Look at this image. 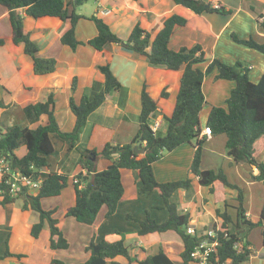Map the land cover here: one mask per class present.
I'll list each match as a JSON object with an SVG mask.
<instances>
[{"label": "crops", "instance_id": "crops-1", "mask_svg": "<svg viewBox=\"0 0 264 264\" xmlns=\"http://www.w3.org/2000/svg\"><path fill=\"white\" fill-rule=\"evenodd\" d=\"M97 1V8L93 15L102 18L115 33H118V28L124 30L125 35L119 36L123 40L127 38L136 22H139L143 29L149 31L153 38L161 28L164 18L176 13L184 16L187 23L185 26L174 27L168 45L171 49L177 50L181 46L190 47L199 43L204 50L206 61L199 62L196 66L204 70L213 57L228 64H233L237 59L246 60L249 62L248 74L252 81H257L264 70V55L262 53L239 44L231 38L233 32L240 39L252 36L257 42H264V30L259 24L264 15V0H203L210 2L215 7L223 5L226 9H231L229 14L206 11L198 14L172 0ZM77 10L78 7L76 12H78ZM19 12L23 14V9H20ZM23 16L24 30L31 34L32 39L38 45V55L53 57L56 60V68L47 74L33 73L32 58L24 52L22 43H13L8 10L0 4V38L4 39V43L0 45V101L4 104V106H0V126L2 128L16 124L18 117L21 118L17 123L20 125H28L33 128L38 124H45L47 121L45 115H42L39 121L29 123L21 110L29 103L44 100L47 93L53 91L55 93L54 116L59 129L62 131L72 130L75 115L69 107V97L73 96L74 100L78 101L83 94H88L92 87L101 86L103 75L98 70V66L105 64L108 59L112 73L126 90L125 94L123 91L114 90L105 95L103 103L88 116L75 146L70 147V141L64 140L61 144L62 152L60 155L57 154L53 165L50 157L46 156L48 166L44 169L45 173L51 170L58 173L64 172L71 179L80 171L83 174L86 173L80 161L83 150H94L98 153L105 143L122 145L129 142L138 132L137 117L141 110L140 91L143 84H146L148 93L157 102V111L149 118V124L157 120L159 127L156 133L158 135L165 133L166 122L162 116L163 114L170 115L172 112L182 69L170 70L163 66H153L149 64L146 56L127 49L121 43L106 44L104 51H98L88 44H80L72 49L60 41L61 33L69 26L68 21H63L58 17ZM96 33L97 27L93 20L87 17H80L77 20L75 35L78 40L87 41ZM224 33L228 38L224 37ZM216 73V70L213 69L203 78L202 92L205 103L199 112L201 128L205 126L211 107L224 106L230 90L234 87L233 80L216 78ZM73 77L76 78L74 90L71 89ZM163 89L168 93L167 97H161L160 93ZM55 135L54 133L50 134L55 149L54 153L57 151L54 143L57 141ZM204 138L205 142L201 149V169H222L227 174L226 167L233 165L236 173L234 174L240 179V182L242 180L247 189H250L247 193L242 190L245 218L252 222L258 221L264 200L263 181L252 179V175L258 174V169L250 167L247 163L233 162L225 148L226 137L224 134H212L204 136ZM253 147L254 157L258 161L264 162L263 135L255 140ZM21 148L20 153L15 151L18 156L23 155L26 151L24 146ZM193 152L194 147L191 144H181L153 162L152 169L159 182L185 177L192 179L190 193L187 194L185 190L177 192L180 204L178 209L181 210L180 212L189 213V224L194 226L198 233L204 228H208L214 221L218 223L216 209L228 212V200L225 199V196L231 195L232 198H235L237 190L226 187L222 183H216L211 193L208 186L200 185L197 177L189 170ZM94 155L93 161L96 169H103L111 163L110 159ZM120 171L124 188L121 200L110 216H105L106 206L103 205L92 224L81 223L73 217L65 216L68 207L74 203L73 185L72 191L67 186L59 195L55 196L61 198L65 196L67 202L61 205L49 201L45 202L47 206L43 207L42 203L47 201L48 197L41 199L42 208L54 210L52 216L57 219V225L69 243L68 247L64 249L49 247V227L46 221H44L37 238L30 234L32 224L39 220L37 211L22 210L20 206H15L14 202L6 206L0 205V229L5 235L8 232L6 237L8 238L9 251L25 255L20 259L8 256L0 259V262L41 264L43 258L46 264H54L51 261L52 258L72 263L82 262L89 257V251L85 247L92 238L96 241L100 239L113 241L121 238L124 244L130 247L131 256L139 259L149 253H157L162 247L172 260L179 262V253L183 249V243L177 232L169 230L144 235L137 233L138 222L134 219L143 220L146 216V214L143 215V209L134 212L132 204L139 187L138 171L126 168H122ZM229 181L236 184L235 181L230 179ZM255 189L256 195L252 192ZM216 191H220V195ZM225 191L229 193L225 195ZM155 199L157 202L158 198L155 197ZM127 214H130L132 218H128ZM150 215L156 221L162 222L167 217L168 211L166 214L162 210L159 215L155 214L156 216L152 211ZM116 216H120V222H116ZM231 216L235 218V215ZM210 222L212 223L210 224ZM253 228L261 230V226H255L249 230L245 228L241 233H245L250 242L251 254L246 264H253L255 259H260V264H264V245L261 243L262 245L256 248L248 238V233ZM4 238L5 236L0 241L2 247L0 255L4 251ZM20 241L29 244L26 247L27 250L22 249ZM34 248L38 249V252L40 251L39 253L43 256H35L38 252L33 253ZM75 255H78V258ZM115 260L121 264H127V259L122 256L115 257Z\"/></svg>", "mask_w": 264, "mask_h": 264}, {"label": "trees", "instance_id": "trees-1", "mask_svg": "<svg viewBox=\"0 0 264 264\" xmlns=\"http://www.w3.org/2000/svg\"><path fill=\"white\" fill-rule=\"evenodd\" d=\"M86 0H0V4L8 10V19L11 26V39L13 43L23 44V50L33 61L32 70L34 74L51 73L56 68V60L53 57H42L38 55L39 47L32 39L31 34L24 30L23 15L33 18L43 16L58 17L68 21L69 26L61 33L62 44L75 49L80 44H88L98 51H104L106 44L121 43L127 49L146 56L149 64L163 66L170 70L182 69L179 78V89L176 95L175 104L170 115L163 114L166 122V131L163 135L152 132L149 127V118L157 111V102L150 96L143 84L140 91L141 110L137 117L138 132L132 139L122 145L105 143L100 152L85 149L81 152L80 161L86 173H76L71 181L74 188V203L68 207L65 216L73 217L76 221L92 224L99 209L105 205V216L114 213L117 204L122 198L124 188L121 181V169H133L138 171L137 182L139 193L157 192L162 198L168 215L162 222H158L150 216L147 211L145 219L138 220L137 233L144 235L151 232H165L173 230L180 236L183 249L179 253L180 261H173L160 247L157 253H149L143 258L131 256L130 247L124 244L123 239L108 241L93 238L85 249L89 251V257L82 262H68L52 258L54 264H121L115 257L122 256L127 259V264H197L191 257L195 245L200 239L199 236L186 232L190 216L188 212H180L178 209L177 192L185 190L192 191L190 177L167 182L156 180L152 164L160 159L166 152L177 146L189 143L194 147L190 172L197 177L198 183L208 186L213 192L216 183L237 190V204L235 218L226 211L216 209L215 214L219 219V229L216 230L215 239L217 244L208 255V264H246L251 254L250 242L246 234H241L255 226H261L262 244L264 245V200L259 212V220L252 222L245 218L243 207V192L241 187L232 183L222 169H201V149L205 142L204 137H199L201 127L199 124V112L205 103L202 92L204 76L216 70V78L230 79L234 87L230 90L224 106H212L205 126H209L212 134H224L226 137L225 148L227 154L235 163H247L250 167L258 169V174L252 175V179L263 181L264 184V162L254 157L253 144L255 140L264 136V70L257 81L249 78V62L237 59L233 64H228L217 57H213L206 68L196 66L199 62L206 61L204 50L199 43L190 47L181 46L179 49H171L168 45L175 26H185L187 19L184 16L173 13L164 18L161 28L151 38L149 31L143 29L139 22H136L125 40L120 38L111 30L109 25L97 16L91 15L87 18L94 21L97 33L87 41L76 38L75 25L80 17L76 8ZM195 13L217 12L221 14L231 13L223 5L217 7L210 2L203 0H172ZM23 9V14L19 12ZM261 29L264 30V15L259 21ZM231 38L248 48L257 50L264 55V42H257L252 36L238 38L233 32ZM4 39L0 38V45ZM98 70L103 75L102 85L92 87L88 94H83L78 101L73 96L69 97V107L75 115V123L70 131H62L55 120L54 105L55 93L50 91L44 100L29 103L22 108V113L29 123L39 121L42 115L47 117L45 124H38L36 127L28 125L13 124L2 128L0 126V152L10 160L13 167L21 172L32 174L34 178L38 174L44 175L43 182L35 195L21 193L20 208L22 210L32 209L38 212L39 220L32 224L30 234L37 238L44 221L49 227V247L51 249L67 248L69 243L63 236L57 225V219L52 216L53 209H43L41 199L59 195L67 186L69 175L64 172H44L48 166L46 156L54 152V146L50 134L54 133L63 140L70 141V147H74L78 141L79 133L85 125L88 116L98 108L104 101L105 95L114 90H126L121 86L110 68L109 59L105 64L99 65ZM76 88V78L73 77L71 89ZM161 97H167L168 93L163 89ZM0 106H4L0 101ZM211 134V135H212ZM141 138L143 152L136 153L133 146ZM194 142V143H193ZM24 146L26 151L18 156L15 151ZM88 153L100 155L111 160V163L103 168H94V161L87 157ZM115 153V155H113ZM40 172L39 171H42ZM83 183V184H82ZM0 188H5L0 183ZM16 197L11 196L4 190L0 205L6 206L14 202ZM128 218H132L127 214ZM216 224H212L215 227ZM7 237L4 241V251L0 259L14 256L17 259L25 256L23 253H12L9 251ZM134 262V263H133Z\"/></svg>", "mask_w": 264, "mask_h": 264}, {"label": "rangeland", "instance_id": "rangeland-1", "mask_svg": "<svg viewBox=\"0 0 264 264\" xmlns=\"http://www.w3.org/2000/svg\"><path fill=\"white\" fill-rule=\"evenodd\" d=\"M97 4H98V1L97 0H86L85 2H83L80 6H78V12H81L83 15H85L86 17H89V16H91V15H93L94 14V11L96 10V8H97ZM231 4H233V3H231ZM77 12V13H78ZM79 14V13H78ZM89 15V16H88ZM118 33H116L118 36H124L125 35V31L124 30H120V28H118ZM224 37H227L228 38V36H227V34L226 33H224ZM21 113H22V110H21ZM4 115H5V113H4ZM21 119V118H20ZM20 119H19V117H18V119L16 120L17 121V123L18 122H20ZM16 123V124H17ZM55 137H56V142H54L56 145V148H57V151L54 153H51L50 155H48V158L50 157V159H51V163H52V165L54 164V162H55V160H56V156H57V154L58 155H60V153L62 152V150H61V144L63 143V141L64 140H62V139H60L59 137H57L56 135H55ZM68 147V146H67ZM21 147H19L18 149H17V153H20L21 152ZM52 156V157H51ZM47 158V159H48ZM234 166L233 165H231V166H227L226 167V169H227V174H226V176H227V178L228 179H230V180H232V181H235L236 182V184L239 186V187H241V189L245 192V193H247L248 192V190H250V189H247V187H246V185H244V183L242 182V180H241V182H240V179L239 178H237V176L235 175L236 173L234 172ZM235 173V174H234ZM73 182V181H72ZM67 186H68V188L72 191V183H71V181H70V179L68 180V184H67ZM66 186V187H67ZM248 188H249V186H248ZM68 189V192L70 193V190ZM230 191H232L231 189H230ZM217 192V191H216ZM253 193H254V195H256V189L254 190V191H252ZM68 193V194H69ZM219 195H220V191H218L217 192ZM225 193V195H226V193H229V192H227V191H225L224 192ZM30 194L31 195H35L36 194V190H30ZM231 194V193H230ZM248 195V194H247ZM155 197L156 198H158V201L156 202V199H155ZM226 198L225 199H227L228 200V202H227V205H228V208H227V210H228V212L231 214V215H236V212H235V210H234V207H233V205L235 206L236 204H237V200L235 199V198H232L231 197V195L230 196H225ZM64 200H63V199ZM62 198L61 197H55V196H53V197H48V198H46V200L47 201H44L42 204L44 205L43 207H46L47 206V202H49V201H52V202H54V203H56V204H58V205H61V204H63V203H65V202H67V201H65V196H62ZM245 198H247V196L245 195ZM178 199V198H177ZM46 202V203H45ZM133 202L134 203H132L133 204V207H134V212H136V211H140L141 209H143V215L145 216V214H146V211H148L149 213L150 212H152L153 211V213H154V216H156L155 214H160V212L162 211V210H164L165 212H166V214H167V208L164 206V203H163V201H162V198H160V196H159V194L157 193V192H155V191H153V192H151V193H148V194H146V193H139V191H137V193H136V196L134 197V200H133ZM20 204H21V198H19V197H16L15 199H14V205L15 206H20ZM246 204H247V202H246ZM146 205H148V206H146ZM178 205H180L179 203H178ZM224 205V204H223ZM250 207V206H249ZM44 209V208H43ZM46 209V208H45ZM47 210V209H46ZM132 211V210H131ZM181 211V210H180ZM57 216H58V214H57ZM151 216V215H150ZM153 218V217H152ZM153 219H155V218H153ZM115 220H116V222H120L121 221V218H120V216H116L115 217ZM20 222V221H19ZM58 222V221H57ZM213 222V221H212ZM212 222H210V224L212 223ZM209 224V225H210ZM213 224V223H212ZM212 224L210 225V226H212ZM206 227V226H205ZM207 228V227H206ZM205 229V228H204ZM47 233H48V228H47ZM8 235V232L6 233V235H5V233L3 232V230H1L0 229V241H1V238L3 237V236H5V238L4 239H6V236ZM248 238H249V240L253 243V245L256 247V248H259L262 244V242H261V230H260V228L259 229H257V228H253L249 233H248ZM41 241V240H40ZM21 243H20V246L22 247V249H24V250H27V246L29 245L28 243H26L25 241H20ZM1 245V244H0ZM31 246V245H30ZM1 250H2V247L0 246V252H1ZM35 252V254L38 252V249H36V248H34V250H33V253ZM40 252V251H39ZM37 253L35 256H40V255H42L41 253ZM43 256V255H42ZM75 257H77L78 258V255H75ZM76 258V259H77ZM260 259H255V260H253V264H260V261H259ZM75 261H77V260H75ZM174 261V260H173ZM177 262V261H176ZM0 264H7L6 262H0ZM16 264H26V263H16ZM31 264V263H30ZM36 264H38V263H36ZM41 264H46V262L44 261V258L42 259V261H41Z\"/></svg>", "mask_w": 264, "mask_h": 264}, {"label": "built area", "instance_id": "built-area-1", "mask_svg": "<svg viewBox=\"0 0 264 264\" xmlns=\"http://www.w3.org/2000/svg\"><path fill=\"white\" fill-rule=\"evenodd\" d=\"M149 127L152 132H156L159 122L157 120L153 121L149 124ZM211 134L212 131L209 126H204L199 133V137L210 136ZM40 172H43V170ZM43 179L44 175L41 173L34 178L32 174L23 173L18 168L13 167L10 160L0 152V183L5 185V188H0V198H2L4 190H7L14 197L21 196V193L30 194V190L32 189L37 192ZM76 180V178L73 179L74 182ZM214 224H216L215 227L209 226L198 233L196 232V228L191 224H188L185 229L187 233L197 235L200 238L191 252V257L197 264H208V255L217 244L215 236L219 225L215 221Z\"/></svg>", "mask_w": 264, "mask_h": 264}, {"label": "water", "instance_id": "water-1", "mask_svg": "<svg viewBox=\"0 0 264 264\" xmlns=\"http://www.w3.org/2000/svg\"><path fill=\"white\" fill-rule=\"evenodd\" d=\"M141 138H139L137 141H136V143L134 144V146H133V151L134 152H136V153H140V152H143L144 151V149L142 148V147H140V145H141ZM87 157L89 158V159H91V160H93L94 158H95V155L93 154V153H88L87 154ZM25 196L24 195H22L21 196V198H24Z\"/></svg>", "mask_w": 264, "mask_h": 264}]
</instances>
